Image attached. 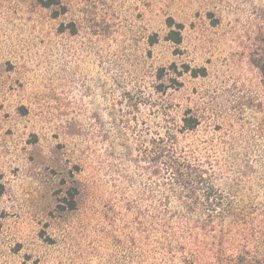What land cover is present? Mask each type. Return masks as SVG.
Masks as SVG:
<instances>
[{
	"label": "rangeland",
	"instance_id": "obj_1",
	"mask_svg": "<svg viewBox=\"0 0 264 264\" xmlns=\"http://www.w3.org/2000/svg\"><path fill=\"white\" fill-rule=\"evenodd\" d=\"M257 65L264 0H0V264H182L160 229L162 206L188 201L155 161L169 134L227 201L264 219ZM76 187L78 208L63 210ZM251 248L264 254V231Z\"/></svg>",
	"mask_w": 264,
	"mask_h": 264
},
{
	"label": "trees",
	"instance_id": "obj_2",
	"mask_svg": "<svg viewBox=\"0 0 264 264\" xmlns=\"http://www.w3.org/2000/svg\"><path fill=\"white\" fill-rule=\"evenodd\" d=\"M40 2L49 7L58 0ZM167 25L170 29L167 40L181 45L183 25L172 18L168 19ZM260 69L264 72V65ZM163 72L161 70L159 79L164 77ZM184 72L190 73L194 78L207 75L206 68L193 69L189 65L184 66ZM162 87L163 84L160 88ZM182 122V130L193 131L199 126L200 119L192 115L191 110H187ZM161 141L162 147L155 161L160 162L164 167L163 171L170 174L173 185L182 193L180 197L188 200L175 207L164 204L159 212L160 229L170 250L181 252L182 264H264V254L251 248L253 243H260L261 233L264 231L263 216L250 219L252 213H242L232 202L227 201L225 194L212 183L210 172L199 164L179 157L174 138L171 139L170 134ZM154 172L157 174L159 170ZM80 193L82 191L77 187L68 189L61 208L76 210L79 202L76 197ZM127 210L136 215L133 226L135 236L149 239V224L138 217L136 204L127 201ZM259 214L264 215V211ZM50 241L52 242L51 239ZM19 248L20 245L16 251Z\"/></svg>",
	"mask_w": 264,
	"mask_h": 264
}]
</instances>
